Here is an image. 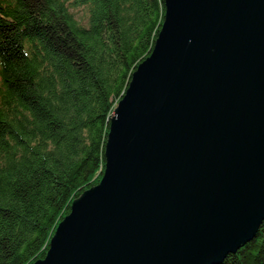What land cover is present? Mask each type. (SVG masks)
<instances>
[{
    "label": "water",
    "instance_id": "water-1",
    "mask_svg": "<svg viewBox=\"0 0 264 264\" xmlns=\"http://www.w3.org/2000/svg\"><path fill=\"white\" fill-rule=\"evenodd\" d=\"M99 183L33 264H221L264 220V0H163Z\"/></svg>",
    "mask_w": 264,
    "mask_h": 264
},
{
    "label": "trees",
    "instance_id": "trees-1",
    "mask_svg": "<svg viewBox=\"0 0 264 264\" xmlns=\"http://www.w3.org/2000/svg\"><path fill=\"white\" fill-rule=\"evenodd\" d=\"M163 0H0V264L43 259L103 175L109 119ZM221 264H264V220Z\"/></svg>",
    "mask_w": 264,
    "mask_h": 264
}]
</instances>
